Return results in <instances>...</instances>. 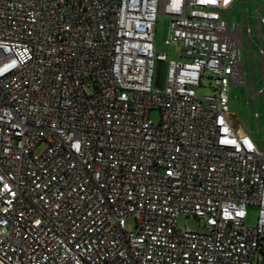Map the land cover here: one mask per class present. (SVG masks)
Listing matches in <instances>:
<instances>
[{
    "label": "built area",
    "instance_id": "1",
    "mask_svg": "<svg viewBox=\"0 0 264 264\" xmlns=\"http://www.w3.org/2000/svg\"><path fill=\"white\" fill-rule=\"evenodd\" d=\"M235 1L0 0L1 264L264 259V150L230 96L246 42L264 74V14L232 30Z\"/></svg>",
    "mask_w": 264,
    "mask_h": 264
},
{
    "label": "rangeland",
    "instance_id": "2",
    "mask_svg": "<svg viewBox=\"0 0 264 264\" xmlns=\"http://www.w3.org/2000/svg\"><path fill=\"white\" fill-rule=\"evenodd\" d=\"M263 6L261 13L264 14V0H236L232 7L224 11L225 19L231 23L232 30H235L238 24L247 25L248 19L246 10H249L251 15V23L253 24V34L258 39V29L256 24L258 23V8ZM229 13H232L229 16ZM170 19L165 16H160L157 23V44L160 51L170 52L174 48H169L165 44V40L169 35ZM246 27L244 28V30ZM264 32V26H263ZM245 49L242 60L245 63V70L247 72V85L233 86L231 96V110L233 113L234 126L238 130L251 131L253 132L254 138L261 149L264 150V93L260 94L255 99V90L260 91L264 87V74L262 62L258 58L259 49L257 46L254 47L255 57V82L256 87L254 89V77L252 73V62L249 44L245 43ZM169 58H176V56L169 54ZM163 69V66H162ZM166 76V69L161 73V79L164 81ZM207 87H201L199 93L201 95L209 94L212 90L209 87L208 80L205 81ZM259 112V120L255 117V112ZM151 118L155 122L161 120V112L158 108H154L151 111ZM249 216L247 219L248 225H255L259 214V208L254 205L248 207ZM180 226H188L193 230H205L204 224L200 222L197 217L181 215L179 218ZM127 227L131 230L136 229V219L132 216L127 217ZM255 264H264V259Z\"/></svg>",
    "mask_w": 264,
    "mask_h": 264
},
{
    "label": "crops",
    "instance_id": "3",
    "mask_svg": "<svg viewBox=\"0 0 264 264\" xmlns=\"http://www.w3.org/2000/svg\"><path fill=\"white\" fill-rule=\"evenodd\" d=\"M233 124H234V122H233ZM235 125V124H234ZM239 131V133H244L245 131H243V130H238ZM247 132V131H246ZM253 133V132H252ZM254 137V136H253ZM257 141V140H256Z\"/></svg>",
    "mask_w": 264,
    "mask_h": 264
},
{
    "label": "snow or ice",
    "instance_id": "4",
    "mask_svg": "<svg viewBox=\"0 0 264 264\" xmlns=\"http://www.w3.org/2000/svg\"><path fill=\"white\" fill-rule=\"evenodd\" d=\"M225 2H227V0H225Z\"/></svg>",
    "mask_w": 264,
    "mask_h": 264
},
{
    "label": "water",
    "instance_id": "5",
    "mask_svg": "<svg viewBox=\"0 0 264 264\" xmlns=\"http://www.w3.org/2000/svg\"><path fill=\"white\" fill-rule=\"evenodd\" d=\"M1 264V263H0Z\"/></svg>",
    "mask_w": 264,
    "mask_h": 264
}]
</instances>
